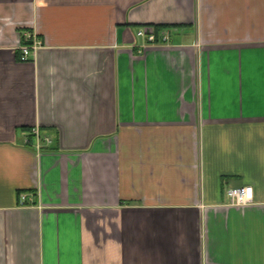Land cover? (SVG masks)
<instances>
[{"label":"crops","instance_id":"crops-1","mask_svg":"<svg viewBox=\"0 0 264 264\" xmlns=\"http://www.w3.org/2000/svg\"><path fill=\"white\" fill-rule=\"evenodd\" d=\"M0 264H264V0H0Z\"/></svg>","mask_w":264,"mask_h":264},{"label":"built area","instance_id":"built-area-1","mask_svg":"<svg viewBox=\"0 0 264 264\" xmlns=\"http://www.w3.org/2000/svg\"><path fill=\"white\" fill-rule=\"evenodd\" d=\"M140 35L146 36L148 41L155 42L157 40V34L150 29L145 31H140ZM163 39H166V36L163 35ZM37 44V43H36ZM36 44L28 45L27 43L21 46V60L26 61L29 59L30 55L35 51ZM30 136L32 138L38 139V142L43 143H51L52 139L48 136H42L41 130L39 128H33L30 130ZM228 195L230 196L233 203L238 205H245L253 202V187L251 186H245V187H239V188H231L228 191ZM25 198L22 197V200Z\"/></svg>","mask_w":264,"mask_h":264},{"label":"trees","instance_id":"trees-1","mask_svg":"<svg viewBox=\"0 0 264 264\" xmlns=\"http://www.w3.org/2000/svg\"><path fill=\"white\" fill-rule=\"evenodd\" d=\"M28 44V43H27ZM30 44V43H29Z\"/></svg>","mask_w":264,"mask_h":264},{"label":"bare ground","instance_id":"bare-ground-1","mask_svg":"<svg viewBox=\"0 0 264 264\" xmlns=\"http://www.w3.org/2000/svg\"><path fill=\"white\" fill-rule=\"evenodd\" d=\"M21 53V52H20Z\"/></svg>","mask_w":264,"mask_h":264}]
</instances>
